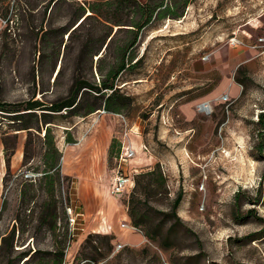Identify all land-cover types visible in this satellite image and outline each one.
<instances>
[{
	"label": "rangeland",
	"instance_id": "rangeland-1",
	"mask_svg": "<svg viewBox=\"0 0 264 264\" xmlns=\"http://www.w3.org/2000/svg\"><path fill=\"white\" fill-rule=\"evenodd\" d=\"M105 1L0 0V102L51 103L68 95L77 76L99 83L98 67L106 74L132 40L138 5L167 2L134 0L119 18L124 26L104 21L115 2L101 17L81 9ZM135 31L125 58L140 61L116 81L131 103L117 113L55 122L56 172L43 177L42 128L16 132L19 124L0 116V246L14 231L13 251L0 264H22L26 259H15L24 253L37 255L28 264H48L44 254L55 252L63 253L61 264H264V128L257 125L264 110V0H189L181 17L154 15ZM204 104L209 108L198 111ZM122 142L134 153L123 171L157 168L165 179L147 197L149 207L169 213L181 193L176 214L193 235L183 237L180 227L176 244L163 250L129 217L121 226L142 236L137 246L119 241L123 230L105 226L118 205L128 216V200L139 194L135 184L128 194H111ZM248 210L256 218H244ZM44 218L52 223L41 225Z\"/></svg>",
	"mask_w": 264,
	"mask_h": 264
},
{
	"label": "trees",
	"instance_id": "trees-1",
	"mask_svg": "<svg viewBox=\"0 0 264 264\" xmlns=\"http://www.w3.org/2000/svg\"><path fill=\"white\" fill-rule=\"evenodd\" d=\"M112 2H115V5L112 7V11L109 16L110 18L108 19V17H105L104 21L110 25L124 26L120 24L122 22L119 18L122 12L129 8L131 3L135 4L134 0H108L101 5L87 3V5L85 4V8L81 7V9H87L91 13V15L88 16L90 18L93 17V15L101 17L100 12H102V7L107 6L110 9ZM188 3L189 0H167L166 3L161 1L156 6H150L148 3L145 5H138L141 19L139 23H136L132 26V29L129 30L130 32H135L132 40L128 42L127 46L122 48V57L118 60V62L117 59L115 60L116 63L109 68L106 74L103 75L101 68L98 67L97 70L101 76L99 83L81 79L77 76L73 80L68 95L65 98L55 100L51 103L45 104L40 100L33 99L19 103L0 102V116H3L5 119H12V125L19 124L15 130L16 132L24 131L30 135L32 131L39 132L42 128L44 135L43 144L45 146V152L43 154V161L45 165L43 177H48L50 172L54 173L59 169L58 161L61 158V153L56 148L54 138L51 135L52 126L58 125L55 122H59L58 120L66 117L84 118L99 110L117 113L126 108L131 103V100L128 96H125L120 92L116 81L124 72L137 68V64L140 61V59H138L132 63L134 58L133 55L130 54L127 58H125L126 52H128V50L131 49L136 42L137 33L135 30H139L147 26L154 15L158 18H164L166 16L172 18L181 17L183 10ZM107 20H111V22H108ZM108 37H110L109 33L106 35V39ZM109 39V41H111L112 37ZM107 47L108 45L106 44L105 48ZM97 62L99 63V58L97 59ZM33 120L35 121L34 124H32ZM257 125L264 128V110L258 117ZM66 141L67 143H72L70 142V139H67ZM6 153L7 152H5V158L7 162L10 156H7ZM261 179L264 181V173L262 174ZM133 181L137 190H139V194L133 192L128 200V217L131 220L132 226L136 228H144V236L151 242H157L161 249L167 250L171 248L178 240V229L183 227L176 214L182 199L181 193H179L172 201L169 213L164 211L155 212L149 207L148 198L156 195L158 190L164 188L165 179L162 173L155 168L148 173L134 175ZM258 191H260V189H258ZM141 194L144 195L143 200L139 197ZM235 198H237V196ZM252 202L255 204L254 202L257 203L258 199ZM48 210H51V208H48ZM153 213L154 216L157 215L158 218L154 217ZM254 213L255 211L248 210L244 218L255 217ZM233 218L238 221V219H241V215L235 213ZM155 219H157L156 222ZM172 219L174 220L173 222L171 221ZM51 223L52 221L49 222L46 218L41 220V225H49ZM183 229V237L193 235L188 228L183 227ZM13 239L14 231L2 238V244L0 246V259L8 258L10 254L9 252L13 251ZM33 255L34 256H29L26 253L20 254V256L16 257L15 260L20 261L21 259H26L22 264H28L37 256L35 254ZM44 255L48 257V264H61L62 262V252L45 253ZM188 260L191 259L185 258V262Z\"/></svg>",
	"mask_w": 264,
	"mask_h": 264
},
{
	"label": "built area",
	"instance_id": "built-area-1",
	"mask_svg": "<svg viewBox=\"0 0 264 264\" xmlns=\"http://www.w3.org/2000/svg\"><path fill=\"white\" fill-rule=\"evenodd\" d=\"M202 109L204 110L206 108L203 106ZM125 133H124V136L127 137V133L126 134ZM133 134L136 135V133H133ZM133 155H134V153L132 151L130 144L125 145V142H122L121 149H120V152L118 155L117 168L115 170L114 177L112 178L111 194L113 196H117V195L121 196L124 194H128L129 190L133 187L134 173H132V175H131L130 173H127L128 170L124 169V171H123L122 170L123 168L121 167L122 164H126L133 157ZM67 211L69 212V216H71V218H70L71 225H74L75 221H74V218L72 216L71 209L67 208ZM122 227H128V226L122 225ZM128 229L129 230L130 229L135 230L132 227H128Z\"/></svg>",
	"mask_w": 264,
	"mask_h": 264
},
{
	"label": "crops",
	"instance_id": "crops-1",
	"mask_svg": "<svg viewBox=\"0 0 264 264\" xmlns=\"http://www.w3.org/2000/svg\"><path fill=\"white\" fill-rule=\"evenodd\" d=\"M198 107H199V105L197 106V109H198ZM112 207L113 206H111V208ZM111 208H109V210H108L109 213L111 212ZM117 211H118L117 213H115L116 211L113 213V215H114L113 222H111L109 224L106 223L105 226L110 227L111 230L113 228L114 229L119 228L120 230H123L124 233L122 234V236L119 234L118 238H119V241L122 242L124 245L137 246V245L141 244L142 236L140 234L128 230V227H122L121 226L122 223H125V224L129 223V218H128L126 212L122 209V207L120 205H118ZM118 220H119V224H118Z\"/></svg>",
	"mask_w": 264,
	"mask_h": 264
},
{
	"label": "bare ground",
	"instance_id": "bare-ground-1",
	"mask_svg": "<svg viewBox=\"0 0 264 264\" xmlns=\"http://www.w3.org/2000/svg\"><path fill=\"white\" fill-rule=\"evenodd\" d=\"M203 106L205 107L206 106V109H208L209 107L206 105V104H204V105H199V107H198V111H202L203 109ZM204 111V110H203Z\"/></svg>",
	"mask_w": 264,
	"mask_h": 264
}]
</instances>
